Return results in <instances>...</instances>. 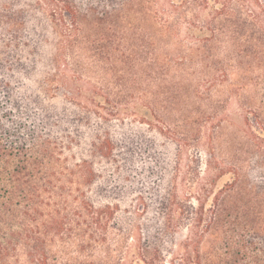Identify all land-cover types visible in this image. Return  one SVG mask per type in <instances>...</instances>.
Masks as SVG:
<instances>
[{
    "label": "rangeland",
    "instance_id": "rangeland-1",
    "mask_svg": "<svg viewBox=\"0 0 264 264\" xmlns=\"http://www.w3.org/2000/svg\"><path fill=\"white\" fill-rule=\"evenodd\" d=\"M122 2H127L123 14L101 16ZM74 4L80 12L91 8L75 61L82 93L113 104L115 118L96 114L85 101L84 107L68 102L60 84L45 90L67 20L53 19L37 0H0V63L18 90L42 101L32 110L51 113L55 123L49 131L61 141L51 167L64 168L55 185L63 186L72 206L56 198L51 208H78L72 215L78 224L72 226L84 247L68 233L64 245L61 240L55 245L63 263L242 261L241 254L226 253L224 244L229 230H242L245 219L256 226L248 206L264 212V129L249 109L264 105V82L256 83L254 73H222L211 81V57L200 64L182 60L194 39L210 34L201 25L182 24L164 34L155 25L144 28L142 14L137 21L128 17V0ZM203 49L192 52L220 58L224 53L221 42ZM236 176L235 187L226 191ZM222 191L220 223L200 242L188 241L193 224L199 218L201 226L206 222ZM168 206L177 207L171 220Z\"/></svg>",
    "mask_w": 264,
    "mask_h": 264
},
{
    "label": "trees",
    "instance_id": "trees-1",
    "mask_svg": "<svg viewBox=\"0 0 264 264\" xmlns=\"http://www.w3.org/2000/svg\"><path fill=\"white\" fill-rule=\"evenodd\" d=\"M37 1L45 4L53 19L59 16L67 20L60 30V33L63 32L60 34L62 40L54 56L53 71L51 76L48 74L44 78L45 90L50 92L55 89L54 85L60 84L68 102L84 107L82 102L85 101L96 114L117 117L119 113L113 109V104L107 107L82 93V72L75 61L81 55V30L91 8L80 12L74 0ZM126 3L122 2L117 9L103 11L101 16L109 18L123 14ZM139 14H142L144 28L150 29L155 25L164 34L176 33L182 24L187 28L201 25L202 29H208L210 34L194 39V45L188 47V53L181 59L200 64L211 57L212 66L207 72L211 81L222 73L224 76L228 73L246 76L254 73L256 83L264 82V0H128V17L133 16L137 21ZM211 41L222 43L224 53L221 58L227 62L214 53L207 56L203 52H192L205 50L203 47ZM251 59L257 62L252 64ZM246 87L243 82V88ZM262 94L264 96V91ZM105 101L110 103L108 98ZM40 102L34 94L18 90L7 78L0 63V264H69L63 263L55 245L60 240L64 245L70 232L79 241L80 247H84L72 226L73 222L78 224L73 218L78 214V208L66 210L64 206L72 205L67 204L68 200L61 191L63 186L55 185V180L61 181V175H64V168L51 167L53 149L60 146L61 141L49 131L48 125L55 123L51 113L35 111L37 109L33 104ZM249 109L264 129L261 116L264 105L249 106ZM57 153L62 152L59 150ZM237 178L227 186L226 191L235 187ZM221 194L223 191L214 200L206 222L201 226L202 219L199 218L193 224L188 241L197 237L194 243L200 242L204 233L220 223L223 210L220 206ZM56 198H63L64 206L51 208L52 203L58 204ZM248 207V212L257 216V224L253 226L245 219L242 230L230 229L225 237L226 253L230 256L241 254L242 261L237 264H264V212L257 206L255 209ZM176 209L168 206L166 214L170 220ZM197 262L202 264L199 260ZM147 264L153 263L148 261Z\"/></svg>",
    "mask_w": 264,
    "mask_h": 264
}]
</instances>
